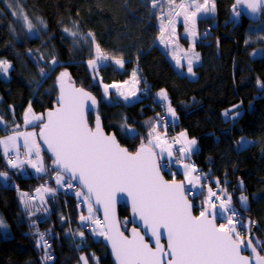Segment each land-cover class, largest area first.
I'll return each instance as SVG.
<instances>
[{
  "label": "trees",
  "instance_id": "16d2710c",
  "mask_svg": "<svg viewBox=\"0 0 264 264\" xmlns=\"http://www.w3.org/2000/svg\"><path fill=\"white\" fill-rule=\"evenodd\" d=\"M9 2L0 1V60L12 66L9 80L0 73V117L6 124H0V139L24 124L29 103L38 114L55 106L58 77L67 71L72 82L100 101L98 113L105 130L115 133L123 146L135 151L139 146H133L128 131L121 130L122 125L131 128L135 123L138 138L144 136V131L148 137L147 122L158 120L153 111L155 92L166 90L179 117L178 131H187L200 144V150L193 154L194 161L204 171H210L215 181H220L218 186L232 196L236 207L258 223L260 230L255 234L264 241V88L258 84L264 82V54L252 56L256 50L264 49V15L257 22L242 14L236 18L232 8L235 0H216L217 16L200 21L205 35L197 51L202 63L195 69L197 79L191 80L176 70L159 46L161 29L152 0H18L12 1V8ZM16 5L34 23L40 18L47 27L37 36L31 35L12 15ZM70 32L77 35L73 37ZM89 33L94 34V40ZM97 43L103 54L122 57L124 67L110 60L98 70L99 78H94L88 61L96 58ZM53 60L57 61L55 65ZM41 68L45 76H41ZM133 71L141 77L142 86L149 87L150 95L144 93L143 99L132 106L104 101L103 85L128 81ZM220 97L226 98L228 107L240 106L242 114L236 121L226 120L213 107ZM89 122L94 125L95 114ZM242 137L254 143L242 148L237 143ZM46 157L50 173L26 179L10 169L0 148V172H6L9 180L16 182L13 188L4 186L0 179V217L12 234L5 238L0 228V264H47L43 259L46 248L37 247L39 233L45 234L46 241L53 240L56 259L52 264H80L81 255L94 264L93 253L99 264H113L102 240L97 241L81 224L79 217L87 211L75 194L49 197L50 213L45 217L32 216L24 209L19 190L33 192L41 184L55 188L52 157ZM163 173L170 181L173 174L176 180L184 181L175 167ZM202 193L189 197L195 205V215L205 200L206 191ZM241 194L249 199L247 209L238 202ZM120 217L121 222H129L130 228L128 208H120ZM218 222L223 221L219 218ZM252 230L251 227V233ZM80 231L84 237L76 234ZM254 235L251 237L255 243Z\"/></svg>",
  "mask_w": 264,
  "mask_h": 264
},
{
  "label": "snow or ice",
  "instance_id": "6c2138e0",
  "mask_svg": "<svg viewBox=\"0 0 264 264\" xmlns=\"http://www.w3.org/2000/svg\"><path fill=\"white\" fill-rule=\"evenodd\" d=\"M164 2L168 5L166 18L170 35L175 34L176 23L182 22L185 33L193 37L194 46L197 18L201 14L215 13V0H203L202 3L201 0H180L179 3L177 0H164ZM160 3L161 0H152V7ZM238 6H243L253 15H264V0H235L232 8L236 18L241 16ZM9 7L12 8L13 3H9ZM12 15L23 22L29 33L36 29V24L22 7H17ZM177 17H182V21H178ZM37 19L44 24L42 19ZM164 20L165 17H162V43L165 42ZM44 27L47 25L44 24ZM64 31L69 32V29L65 28ZM70 35L75 37L77 33L70 32ZM88 35L95 39L94 34ZM95 48L96 58L88 61L94 73L99 70L98 61L112 60L120 68L124 67L125 61L122 57L103 54L98 43ZM194 59H199V53H194L187 61V73L193 76L195 75ZM51 63L55 65L57 61L53 60ZM179 63L177 61V64ZM10 68L11 64L7 60H0V73L6 75ZM40 74L46 75L43 68L40 69ZM136 77L137 73L133 71L134 83L139 82ZM100 82L103 83L102 79ZM58 83L59 95L56 107L46 113L36 114L29 103L24 113L25 127L32 125L34 128H39V131L13 130L11 135L0 139V146L11 168L23 170L24 165L27 164L36 173H46L49 169L45 167L41 155L43 151L41 142L46 145L47 150L52 153L56 184L71 189L75 181L82 186L85 191L77 189L74 193L81 203L87 205L88 214L81 213L80 222L85 229L91 226L94 236L103 237L110 244L117 264H264V254H261L264 252V241L257 240L254 243L251 235L245 240L244 234L237 230L239 224L251 233L249 225L254 222L248 221L245 224L243 218L237 219L239 213L232 207V197L227 194L225 188L221 187V194H218L209 187L207 198L200 206L199 214L194 215L195 205L189 197H195L197 193L193 192L192 188L201 181L200 176H192V172L196 171L195 167L184 165V181L176 180L174 174L173 179L169 181L161 174L162 167H170L174 161L171 145L165 148L167 141L162 140L157 131L161 126L159 122L148 121L150 131L147 143L142 142L135 151H129L128 148L121 146L115 133L105 132L97 111L98 102L91 92L83 87H76L67 71L60 73ZM127 83L128 81L124 82ZM258 84L264 88V82L258 81ZM122 87L123 85L117 83L104 84L105 98H110V89H115L116 95L125 101L136 97L135 90L125 94L121 91ZM158 96L165 101L168 99L164 90H161ZM235 107L238 108L239 105ZM167 110L174 121L176 112L170 103ZM229 111L231 110L225 111L223 115L228 117ZM89 112L95 113L94 125L89 123ZM235 115L238 116L239 113ZM3 122V117H0V124ZM164 127L166 128L167 125L165 124ZM121 130L131 131L127 124L122 125ZM186 135V132L180 133V137ZM237 143L241 147L246 146L243 137ZM196 145L195 139L186 140L179 153L187 156L192 153ZM21 146L26 150L25 159H20ZM157 148L159 153L155 151ZM10 152L13 154L10 155ZM165 153L167 163L162 165L160 161L165 159ZM180 160L181 156H177L175 163H179ZM0 176L8 178L6 172H0ZM185 181L192 186L187 191ZM216 183L219 185L220 181L217 180ZM44 190L53 195L56 192V189ZM37 191L39 192L40 189ZM199 194L203 195L202 192ZM26 195L22 193L21 199L24 200ZM119 200L131 207L134 218L131 228L128 227L127 220L121 222L116 216V205ZM247 200L246 196L241 195L240 201L245 209H247ZM24 207L29 208L26 200ZM44 211L48 209L45 208ZM218 218L223 222L217 223ZM135 221H139L146 230L145 233L135 226ZM0 228H8L2 217H0ZM126 231L128 235H125ZM76 234L84 237L83 231ZM5 235L7 236V233ZM146 235L150 236L152 243L145 238ZM162 238H166V245L161 243ZM257 243L260 244L259 250ZM41 245L46 249L51 248L45 240L44 233H39L37 240V247ZM246 250H250L252 255H244L243 251ZM92 257L94 264H99V258L95 253ZM43 259H51V256L46 252ZM80 260L83 264H89L88 257L84 255H81Z\"/></svg>",
  "mask_w": 264,
  "mask_h": 264
},
{
  "label": "rangeland",
  "instance_id": "374dc122",
  "mask_svg": "<svg viewBox=\"0 0 264 264\" xmlns=\"http://www.w3.org/2000/svg\"><path fill=\"white\" fill-rule=\"evenodd\" d=\"M9 1H11L9 3H12V1H14V0H9ZM179 2H180V0H177V3H179ZM202 2H203V0H201V3ZM215 3H216V0H215ZM17 7H18V5L15 6V8H17ZM152 8H153L154 14L157 15L160 29H161V18L165 17L164 23H165L166 28H165V31L163 33V39H164L165 42L162 43L161 42V37H160V39H159L160 48L168 56L169 60L172 62V64L176 68V70L181 75L186 76V77L190 78L191 80H196L197 79V75H196L195 69L202 63L200 53L197 51V44H198L200 38L203 35H205L204 33L201 32L200 21L204 20V19L215 18L217 16V5H216L215 13H208L206 15L201 14L200 16H198L197 21H196V32H197V35L195 37L194 46H193V37L191 35H188V34L185 33V26H184V24L182 22L176 23V25H175V34L174 35H170V29L167 27V18H166L167 17V13H168V5L164 2V0H161L160 4H157L156 7H152ZM161 8L163 9V11H161ZM238 10L241 11V6L238 7ZM177 20L178 21H182V17H177ZM34 24H36V29L30 34L33 35V36H37L40 33L41 29H44L45 27H44V24H41L40 22H37V23H34ZM194 53H199V59L198 60H195V59L193 60V71L195 72V75L193 76V75H190V74L187 73V61H188L189 57H193ZM263 54H264V49H258V50H256L255 52L252 53V56L253 57H259V56H261ZM177 61H179L180 63L177 64ZM97 63L100 65L99 66V69H100L101 67L108 65L110 63V60L98 61ZM181 65H183V66H181ZM11 68H12V66H11ZM11 68L9 69V71H8V73L6 75L4 73H2L3 77L5 79H7V80L10 79ZM90 69L93 72V69L91 67H90ZM137 69H138V67H137ZM93 75L95 77L99 78L98 72L97 73L93 72ZM136 79L139 81L138 83H134L133 82V78L129 79L127 84H124V82L123 83H117V84L123 85L121 91H123L125 94H129L131 91L135 90L136 91V97H131L128 101H125L122 97L116 95V90L115 89H110L109 90V92H110V98L109 99L105 98V94L103 92L104 101H106L108 103H111V104H123L125 106H132L133 104H135V103H137V102H139V101H141L143 99L144 93L148 92V94L150 95L149 87L142 86L143 81H142L141 77L139 76V74H137ZM164 91H166V90H164ZM160 92H161V90L155 92V95H154L155 100L156 101L160 100L163 103H165L166 111H167V114H168V117H169L170 121L174 125H178L179 117H178L176 109L171 104V101H170V98H169V95H168L167 91H166L167 97H168L167 101L162 100V99L159 98L158 94ZM149 95H147V98H148ZM199 98H201V96H199ZM169 103H170V106L173 109H175V112H176V119L174 121H173V118L171 117V115L169 114V112L167 110V108L169 106ZM213 107H215V109L221 111L222 113H224L225 111L231 110V111H229L228 117H225L223 115L226 120L236 121L242 114V112L239 110L240 106L238 108L237 107H228V103H227V100H226L225 97H220L215 103H213ZM237 112L239 113L238 116L235 115ZM36 114H38V113H36ZM233 117H235V118L233 119ZM157 119H158V116H157ZM157 122L160 123L159 119L157 120ZM1 125L4 126L6 124H5V122H3ZM134 125H135V123L133 124V126L132 125L131 126L137 129V126H134ZM18 128L20 130H18ZM18 128L16 130L18 132H27V131H37L38 132L39 131L38 128H34L32 125H29V126L25 127V125L23 124V125H19ZM177 130L178 129H176V132H177ZM157 131L160 133L161 139L167 141V144H165L164 147L167 148L168 145H171V150H172V153H173L172 160L174 161L173 164H175L177 156H181V159L183 160V162H179L178 163L179 165L177 167V170L180 171L181 174L184 175V165L185 164L190 165L191 159L194 158L193 154L200 150V144H199L198 140L195 139L197 141V145L195 146V148L192 151V153L188 154L187 156H184L183 154L180 155V153L177 152V147L173 143L170 142L169 138L171 140L174 139L172 137L173 135H172L171 132L168 133V131L163 130L161 128V126L157 128ZM181 132H186L187 133L186 137H180V133ZM180 133H179V136H178L179 138H177L178 147H182L184 145V143L186 142V140L193 139V138H191L189 136L187 131L182 130V131H180ZM11 134H9V135H11ZM145 134H146V132L144 131V136H142L141 138H138V139H134L133 140V142H134L133 146H137L138 147V146H140V144L142 142L146 144L147 141H148V137H145ZM147 136H148V134H147ZM6 137H4V138H6ZM249 141L251 143H248ZM253 143H254V140L249 139V138H244V145H246V146H244L242 148L246 149L248 146H250ZM21 148H20V151H24L23 146H21ZM155 151L157 153H159V148L155 149ZM41 155L44 158L45 167L48 168V159L46 157V154L44 153V150L42 151ZM24 159H25V153H24ZM164 160L167 161V154L166 153H165V159ZM164 160H162V163L165 162ZM10 169L12 171L14 170L18 175H20L21 177L26 178V179L31 178L33 176L40 177V176H43L45 174H49L50 173V171H48L46 173H36L35 170L32 169L27 164H25L23 170L13 169L11 167H10ZM189 170L191 171V169H189ZM192 176H194V177L195 176H200L201 177V181L195 188H192V186L188 185L187 181H185V184L187 185V190L189 188H192V191L197 193L195 196L199 195L200 192L206 191V196H205V199H206L207 198L208 189L202 183L203 179H202L201 174L199 172H197V171H194V172H192ZM0 179H1V182H2V184L4 186H9L10 185L13 188L16 187V182L15 181H10L9 180L10 179L9 175H8L7 179H5L2 176H1ZM184 180H185V176H184ZM40 186H42V187H40ZM40 186L38 188V189H40L39 192L37 191V189L35 191H33V192H23V191L19 190L18 194L20 196V199H21V194L22 193H26L27 194L24 197V200L27 201V203L29 205V208L26 209L24 207V200L21 199V203H22L24 209L27 210L28 212H30L32 216L33 215L34 216H36V215L39 216L40 215V216H44L45 217V216H48L49 213H50L48 199L53 194L51 192L45 191L44 189L45 188L56 189V192H60V191H62V187L57 185L56 182H55V188H51L50 185H45V184H41ZM241 195L246 196L245 194H241ZM241 195L239 196V199H238L239 201L238 202L241 205V207L244 208L242 206L241 201H240ZM31 197H34L35 199L31 200ZM222 197H223V195H222ZM232 206L236 207V205L233 202V198H232ZM248 207H249V199L247 200V208ZM45 208H47L48 211L45 212L44 211ZM37 209H39V211H37ZM86 211H87V205H86ZM87 214L88 213H86L84 215H87ZM3 220H4V218H3ZM4 222L6 223L5 220H4ZM89 229H90L89 231L91 232V226H89ZM2 231H3V234H4L5 238H11L12 234L10 232L9 226H8L7 229L2 228ZM5 233H7V236L5 235ZM94 237H95V239L97 241H100V240L103 239V237H97V236H94ZM50 240H52V239H50ZM254 240H255V242L257 240L260 241L257 234L254 235ZM257 245H258V247H260V244L257 243ZM80 264H83V261H81Z\"/></svg>",
  "mask_w": 264,
  "mask_h": 264
},
{
  "label": "built area",
  "instance_id": "2783aa9c",
  "mask_svg": "<svg viewBox=\"0 0 264 264\" xmlns=\"http://www.w3.org/2000/svg\"><path fill=\"white\" fill-rule=\"evenodd\" d=\"M154 110L153 111H156L157 112V115H158V118H159V121H160V125H161V128L163 130H166L169 132L172 133V137L174 138L173 140H170L171 143H173L176 147H177V152H179V149L181 147H178V140L177 138H179V131L177 130L176 132V125H174L170 120H169V117L167 115V111H166V105L165 103L163 102H160V101H155L154 102ZM167 125V127L165 128L164 125ZM181 155V153H180ZM190 159V158H189ZM180 162H183V160L181 159ZM167 161L165 162H161L162 165L166 164ZM179 164L178 163H175V164H172L170 167H162L163 169L167 170V171H170L173 169V167H177ZM190 165L194 166L196 171L199 172L202 176V179H203V184L204 186L208 189L209 187L212 189V191L214 192H217L218 194H221L220 193V187L217 185L215 179L213 178V175L210 171H204L202 168H200L197 163L194 161V159L192 158L191 159V163ZM176 177V175H175ZM42 187V186H40ZM80 188L74 184V187L69 189L67 187H63L62 188V191L60 192H56L55 195L56 196H59V195H63V194H74L75 191ZM223 198V197H222ZM35 198L34 197H31V200H34ZM82 207H86V204H83V203H80ZM234 209L237 210V212L239 213V217L237 219H240V218H243L244 220V223H247L248 221H253L252 219H250L249 217H247L240 209H238L237 207H234L232 206ZM254 223L251 224L253 225L254 227H256L257 229L260 230V226L258 225L257 222L253 221ZM237 230L242 232L244 234V238L247 237V231L246 229H244L243 227H241L239 224L237 225ZM47 242L51 245V248H47L46 251L48 252V250L52 251L53 250V241L52 240H47ZM52 255L53 258H55V255L51 252L50 253Z\"/></svg>",
  "mask_w": 264,
  "mask_h": 264
},
{
  "label": "water",
  "instance_id": "95a60500",
  "mask_svg": "<svg viewBox=\"0 0 264 264\" xmlns=\"http://www.w3.org/2000/svg\"><path fill=\"white\" fill-rule=\"evenodd\" d=\"M241 13H242V16H244L245 18H247L248 20H251V21H253V22H257V21H259V20L261 19V17H262V15H259V14H257V15H253V14L249 13L246 9L243 8V6H241ZM74 84H75V83H74ZM75 86L78 87L76 84H75ZM86 91H87V90H86ZM92 95H93V94H92ZM93 96H94V95H93ZM96 100H97V102H98L97 111L99 112V110H100V101H99L97 98H96ZM56 106H57V102H56V104H55L54 107H56ZM54 107H53V108H54ZM92 114H95V113H93V112H89V113H88V120L90 119V116H91ZM100 120H101V118H100ZM89 123H90V122H89ZM94 123H95V122H94ZM101 124H102V127L104 128V125H103L102 120H101ZM130 129H131V131H128V136H129V138H130L131 140L137 139V138L139 137V134H140L139 130L136 129V128H134V127H131ZM104 130H105V128H104ZM105 132L108 133L106 130H105ZM131 137H135V138L133 139V138H131ZM116 138H117V136H116ZM117 140H118V138H117ZM118 141H119V140H118ZM120 144H121V143H120ZM41 146H42V148H43V150H44V153L52 157V153L49 152V151L47 150L46 145H43V143L41 142ZM121 146H122V147H125V146H123L122 144H121ZM126 148H127V147H126ZM128 149H129V148H128ZM129 151H130V150H129ZM161 174L164 176V178H165L166 180H168V179L165 177V175H164L162 169H161ZM169 181H170V180H169ZM73 184L77 185V186L80 188L81 191H85V190L82 188V186L79 185L78 183H76L75 181H73ZM185 188H186V191H187V185H186V184H185ZM189 199H190V198H189ZM192 203H193V201H192ZM193 204H194V203H193ZM121 207H126V208H128L129 211H130V228H131V227L133 226V221H134V218H133V216H132V212H131V207H130V205L125 204L122 200H119V201L117 202V205H116V216H117V218H118L119 221H121V217H120V208H121ZM194 209H195V207L193 208V213H194V215H195ZM101 218H102V213H101ZM218 221H219V218L217 219V223H219ZM135 226H136V227H139L142 233H145V232H146V230L140 225L139 221H135ZM121 227H122V230H123V225H121ZM255 231H256V230H253L252 233L254 234ZM128 234H129V233L126 231V232H125V235H128ZM145 238L148 239L150 243H152V240H151V238H150L149 235H146ZM102 242H103L104 246L107 248V250H108V252H109V255H110V258H111V260H112V263H113V264H117V262H116V260H115V258H114V256H113V254H112V250H111L110 244H109L106 240H104V238L102 239ZM161 243H164V244L166 245V238H162ZM243 254H244V255H249V256L252 255L251 252H250V250L243 251Z\"/></svg>",
  "mask_w": 264,
  "mask_h": 264
},
{
  "label": "bare ground",
  "instance_id": "6f19581e",
  "mask_svg": "<svg viewBox=\"0 0 264 264\" xmlns=\"http://www.w3.org/2000/svg\"><path fill=\"white\" fill-rule=\"evenodd\" d=\"M179 133H180V131H179ZM253 221H254V220H253ZM255 222H256V221H255ZM245 224H247V223H245ZM249 226L252 227L253 230H256L255 233H256L257 231H259V229H257V228L254 227L253 225H249ZM253 230H252V232H253ZM255 233H254V234H255ZM254 234L251 233V235H254ZM247 237H248V232H247ZM247 237L245 238L246 240L248 239ZM51 252L54 254V251H53V250H52V251L48 250V252H47V253L51 256V259H47V260L44 259V260H45V263H47V264H52V263L55 261V259H56V257H55V258L52 257V255L50 254ZM54 255H55V254H54ZM44 257H45V256H44Z\"/></svg>",
  "mask_w": 264,
  "mask_h": 264
},
{
  "label": "crops",
  "instance_id": "0c3cea01",
  "mask_svg": "<svg viewBox=\"0 0 264 264\" xmlns=\"http://www.w3.org/2000/svg\"><path fill=\"white\" fill-rule=\"evenodd\" d=\"M160 101V100H159ZM160 102H162V101H160ZM18 130H20L19 128H18ZM18 132V131H17ZM0 148H1V150H2V152H3V149H2V146H0ZM22 149V148H21ZM25 149H24V151H20V159H24V153H25ZM13 153L12 152H10V155H12ZM25 166V165H24ZM180 172V171H179ZM181 173V172H180ZM183 175V174H182ZM184 176V175H183Z\"/></svg>",
  "mask_w": 264,
  "mask_h": 264
},
{
  "label": "clouds",
  "instance_id": "9594fccd",
  "mask_svg": "<svg viewBox=\"0 0 264 264\" xmlns=\"http://www.w3.org/2000/svg\"><path fill=\"white\" fill-rule=\"evenodd\" d=\"M158 101H159V100H158ZM167 115H168V114H167ZM158 119H159V118H158ZM169 120H170V119H169ZM160 163H161V161H160ZM174 167H175V166H174ZM177 167H178V166H177ZM177 167H175V168H177ZM162 170H164V171H165V169H163V168H162ZM166 171H167V170H166ZM170 171H171V170H170Z\"/></svg>",
  "mask_w": 264,
  "mask_h": 264
}]
</instances>
